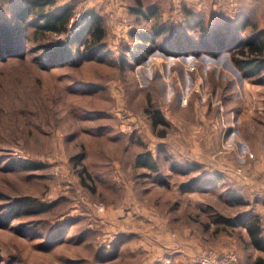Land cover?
Instances as JSON below:
<instances>
[{"label":"rangeland","instance_id":"1","mask_svg":"<svg viewBox=\"0 0 264 264\" xmlns=\"http://www.w3.org/2000/svg\"><path fill=\"white\" fill-rule=\"evenodd\" d=\"M11 1L0 0V12ZM57 1L73 4L74 19L103 15L105 54L54 65L33 48L0 60V205L24 196L55 203L0 223V264H198L208 248L254 264L244 220L264 224V180L253 183L255 165L264 166V84L244 76L226 48L196 52L189 33L185 50L154 35L138 58L125 49L156 18L196 39L185 7L215 24L242 6L263 15L264 0H139L157 6L156 18L137 16L136 0ZM155 108L168 125L153 127ZM146 151L158 171L137 162ZM206 175L219 181L181 186Z\"/></svg>","mask_w":264,"mask_h":264},{"label":"trees","instance_id":"2","mask_svg":"<svg viewBox=\"0 0 264 264\" xmlns=\"http://www.w3.org/2000/svg\"><path fill=\"white\" fill-rule=\"evenodd\" d=\"M10 1V0H9ZM138 6L133 9L137 16L145 15L156 18L157 6L149 5L144 7L136 0ZM7 13L1 11L4 17H0V60L8 56H24L29 50L32 53H39L41 60L51 64H63L75 60L82 56L103 55L105 48L104 38L106 35L103 25V15L96 10L91 11L90 18L82 28L73 35H69V21L75 12L72 3L59 4L57 0H12ZM185 15L189 13V25L191 28L197 27L199 35L192 36L191 32H176L172 26L158 24L159 20L154 19L153 29H134L131 32L133 45H128L127 49L136 58L141 54V49L146 48L149 42L154 41L155 37L164 36L172 49L185 50L182 40H188L196 52L204 49L206 52L219 53L226 48L231 59L242 74L254 81L264 84V13L252 7L242 6L238 16L222 14L213 24L205 19L203 15H196L193 10L185 7ZM1 16V15H0ZM188 16V15H187ZM152 31V32H151ZM189 33L188 35H186ZM188 38H184L185 35ZM154 35V36H153ZM55 36V37H52ZM59 36V37H58ZM52 37V38H51ZM35 58L37 56H34ZM148 111H151L148 109ZM153 127L162 124L168 125L167 119L162 114L160 108H155L150 112ZM165 132L159 133L164 136ZM139 165L148 167L153 171L159 170V164L154 155L146 151L137 157ZM30 162L22 161V167ZM173 169L189 171L191 167L175 163ZM87 174L81 172L83 184L87 182ZM89 177V176H88ZM219 178L210 176L191 177L188 182L181 186L186 190H198L209 185H216ZM163 183L166 180L161 179ZM1 204L0 223L11 224L20 219L24 213L46 210L52 208L55 203H45L32 196L15 198V200ZM244 220V219H243ZM242 220V221H243ZM217 221L224 222L226 225H235L240 218H231L219 215ZM245 226L249 234L251 243L259 249L264 250V237L262 236V221L259 216L247 218ZM62 230L57 226L53 234H45L47 243H52L51 239L59 236ZM50 239V240H49ZM257 264H264V258L258 257Z\"/></svg>","mask_w":264,"mask_h":264},{"label":"built area","instance_id":"3","mask_svg":"<svg viewBox=\"0 0 264 264\" xmlns=\"http://www.w3.org/2000/svg\"><path fill=\"white\" fill-rule=\"evenodd\" d=\"M90 16V13L79 14L75 19L72 16L68 25L69 34L72 35L77 30L79 31ZM196 262L198 264H241L240 256L235 249L218 250L214 248L202 249L197 255Z\"/></svg>","mask_w":264,"mask_h":264},{"label":"crops","instance_id":"4","mask_svg":"<svg viewBox=\"0 0 264 264\" xmlns=\"http://www.w3.org/2000/svg\"><path fill=\"white\" fill-rule=\"evenodd\" d=\"M252 178V177H251ZM264 180V166L260 163V165L256 164L255 165V178L253 183L256 184H263L262 181ZM264 192V191H263ZM262 236L264 237V224L262 223ZM253 245V244H252ZM255 249V256H254V264H257L256 260L258 257H263L264 258V250L257 248L254 246Z\"/></svg>","mask_w":264,"mask_h":264}]
</instances>
